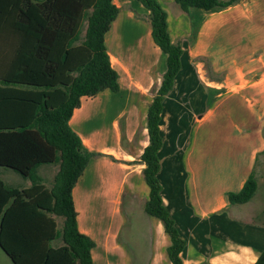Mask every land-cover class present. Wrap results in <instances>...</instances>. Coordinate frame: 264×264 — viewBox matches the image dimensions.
I'll list each match as a JSON object with an SVG mask.
<instances>
[{
  "label": "crops",
  "instance_id": "obj_1",
  "mask_svg": "<svg viewBox=\"0 0 264 264\" xmlns=\"http://www.w3.org/2000/svg\"><path fill=\"white\" fill-rule=\"evenodd\" d=\"M158 1L168 14L172 42L183 49L181 71L163 104L159 154L162 199L186 243L183 264H255L264 252L260 187L244 205H232L229 194L242 191L264 153V0L192 14L175 0ZM113 4L119 15L105 46L119 92L82 98L70 120L96 155L73 189L78 229L95 244L93 264H172L163 222L145 212L150 188L141 161L167 56L153 40L151 13L142 3ZM130 23L142 28L133 39L121 33ZM55 166L39 169L48 188L45 174ZM6 172L0 169L1 179ZM14 173V188L30 186ZM130 214L135 223L126 235ZM0 264H14L1 246Z\"/></svg>",
  "mask_w": 264,
  "mask_h": 264
},
{
  "label": "trees",
  "instance_id": "obj_2",
  "mask_svg": "<svg viewBox=\"0 0 264 264\" xmlns=\"http://www.w3.org/2000/svg\"><path fill=\"white\" fill-rule=\"evenodd\" d=\"M137 1L150 11L153 40L167 56V72L148 112L150 145L141 158L150 188L145 212L163 222L171 263L183 264L186 243L159 181L163 104L181 71L183 49L171 40L160 2ZM239 1L175 0L188 14L219 12ZM118 15L113 0H0V169L30 184L10 188L0 178V245L14 264H93L95 244L79 232L73 189L96 155L86 150L70 120L82 98L119 92L105 46ZM45 165L60 167L52 188L39 175ZM258 188L253 174L241 192L229 194L230 203L247 204ZM54 217L64 219L62 230ZM56 241L62 246L54 248ZM255 264H264V252Z\"/></svg>",
  "mask_w": 264,
  "mask_h": 264
},
{
  "label": "rangeland",
  "instance_id": "obj_3",
  "mask_svg": "<svg viewBox=\"0 0 264 264\" xmlns=\"http://www.w3.org/2000/svg\"><path fill=\"white\" fill-rule=\"evenodd\" d=\"M143 20L145 22H147L148 20L146 18H143ZM86 29H87V23H85L83 29H82V40L84 39L85 37V34H86ZM137 31H139L141 33L142 31V28L139 27L138 28H135V26H133L131 23L128 24L127 27H124L121 31V33H123V37L124 38H127V39H133L134 38V33H136ZM147 54V57L148 58H153L154 55H153V52L151 51V53L148 51L146 52ZM60 170V167L57 165L55 167H51L50 170H48V172L45 174V178H46V183L49 187H52L53 184H54V181H55V177L56 175L58 174ZM7 171L6 173H3L2 175V180L7 184V186H9L10 188L12 187L13 188V171L12 170H6ZM16 174V173H14ZM19 176V175H17ZM255 176L258 180V184H259V187H260V191H261V194L263 196V199H264V153L261 155L260 159H259V162L257 163V168H256V171H255ZM19 178H21V183H24L26 181H22L24 180L21 176H19ZM264 202V200H262ZM126 207H128V202L126 203ZM57 220L60 222V227H61V230L63 228V225H62V221L64 222V219L63 218H57ZM134 223H135V216L131 215L129 216V225L128 227L126 228L125 232H126V235H129L131 233V231L133 230V227H134ZM142 229H137L136 233H142ZM60 241H56L54 242L53 244L56 245L57 243H59Z\"/></svg>",
  "mask_w": 264,
  "mask_h": 264
},
{
  "label": "bare ground",
  "instance_id": "obj_4",
  "mask_svg": "<svg viewBox=\"0 0 264 264\" xmlns=\"http://www.w3.org/2000/svg\"><path fill=\"white\" fill-rule=\"evenodd\" d=\"M144 142V141H143Z\"/></svg>",
  "mask_w": 264,
  "mask_h": 264
},
{
  "label": "water",
  "instance_id": "obj_5",
  "mask_svg": "<svg viewBox=\"0 0 264 264\" xmlns=\"http://www.w3.org/2000/svg\"><path fill=\"white\" fill-rule=\"evenodd\" d=\"M1 246V245H0Z\"/></svg>",
  "mask_w": 264,
  "mask_h": 264
}]
</instances>
